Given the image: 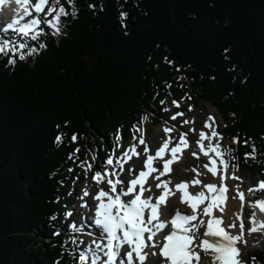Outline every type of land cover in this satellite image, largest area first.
I'll return each instance as SVG.
<instances>
[{
	"label": "trees",
	"instance_id": "trees-1",
	"mask_svg": "<svg viewBox=\"0 0 264 264\" xmlns=\"http://www.w3.org/2000/svg\"><path fill=\"white\" fill-rule=\"evenodd\" d=\"M73 10L60 38L34 40L46 45L35 56L0 54V264L77 262L57 225L86 160L130 140L146 114L167 117L173 97L215 106L240 136V167L264 177V0H73ZM248 264H264V250Z\"/></svg>",
	"mask_w": 264,
	"mask_h": 264
},
{
	"label": "snow or ice",
	"instance_id": "snow-or-ice-1",
	"mask_svg": "<svg viewBox=\"0 0 264 264\" xmlns=\"http://www.w3.org/2000/svg\"><path fill=\"white\" fill-rule=\"evenodd\" d=\"M72 3L73 0H68ZM7 3V0H0V6ZM15 3L23 8L24 16H32L44 13L48 9L47 15H52V19H42L39 15L32 18L30 21L23 23L17 28L19 20H12L0 29L3 33H8L10 30L24 37H31L32 40H38L43 30H36L41 23H46L53 29L54 35L61 33L60 21L62 16L76 15L75 10L69 13L65 7L53 6L50 0H15ZM59 4V0H55ZM90 7H95L90 5ZM54 14V15H53ZM127 13H121L123 20ZM42 49L46 45L41 44ZM26 48V44L20 43L18 46L11 39L0 37V54L8 55L9 51L17 52L19 49ZM37 51L36 48L29 49L27 54H32ZM18 58L25 59V54L20 53ZM9 64L16 63L15 58H10ZM175 104L176 102L173 101ZM178 106V105H177ZM183 115V113H177ZM173 120L176 116L172 117ZM209 119H214L210 117ZM189 123V121H184ZM211 127V125H206ZM59 127V126H57ZM166 133L173 131L171 128H165ZM218 135L215 131L211 133V137H206L204 132L200 133V139L197 141L201 150H204L203 140L205 138H214ZM66 134H58L54 143L60 145L64 142ZM187 133L181 134L179 141L172 147V140H165L154 154L149 153L147 146L144 148L146 159L144 167L135 174L130 180L120 178V173L124 171V163L131 160L133 156H139L136 151V146L132 145L129 155L128 152L120 160L108 158L105 161L106 166H119V172L111 167H106L103 172L96 171L92 177L97 184H107L108 188L98 187V191L93 199L96 201L94 208V224L100 230L99 239L93 240L88 245L87 252L79 253L80 264H97L102 261V264H246L241 259V246L247 247L248 241L245 239V226L243 220V207L245 201V193L236 189L234 198L241 201V211L236 213V219L239 220V225L233 220L225 224L223 215H214V209H218L221 214L225 212L226 201L228 196V186L222 183L218 187L216 184L207 183L203 187L208 190L211 195H206L205 191H200L193 194L188 191L190 185H200L202 181L194 179L192 181H182L173 187H170L171 181L161 180L162 176H166L172 171L171 165L179 161L183 155V150L188 148L186 139ZM76 135L71 137V141L75 142ZM119 140V137H117ZM234 143L239 142V138L233 140ZM247 144V140L244 141ZM139 144L145 145L143 137L139 139ZM220 146H209L208 151H215L221 156V162L226 170L228 167L227 161L223 160V153L219 151ZM80 151L79 148L74 150V153L69 154L71 159L75 153ZM229 152L231 149L228 150ZM255 147L253 146V153ZM168 154L169 158L164 159ZM196 156L197 153H192ZM251 156L252 153H246ZM126 158V159H125ZM161 161L163 170H159L153 166L154 161ZM123 161V162H122ZM216 163L215 160L212 161ZM206 168L214 175L216 169L205 165ZM92 165H87V169L91 170ZM131 171V170H130ZM195 171V169L193 170ZM153 173H158L152 176ZM199 173H197V176ZM156 181L155 188L160 189V194L155 199L145 193L152 191L148 185L149 177ZM232 179L239 180L240 177L233 174ZM119 186V189H118ZM264 191V181L258 182L254 188L248 189L249 193ZM179 192V203L187 206L189 211L182 212L178 207L169 206V198L176 196ZM84 196L90 195L87 190L83 193ZM207 201V203H206ZM203 205V207H201ZM87 204L85 203V205ZM254 211L249 217L251 227L247 229L249 235L252 233H264V218L257 219V212L264 216V200H256L251 204ZM66 216H72V212H66ZM200 217H208L201 219ZM55 219V217H52ZM73 232L83 231L82 227L73 223L70 225ZM239 227V232L234 233L231 230ZM203 230V231H202ZM59 235V233H54ZM72 243H77L73 237ZM80 243H83L80 241ZM257 243H260L257 241ZM95 246L94 248L92 246ZM100 253L106 257L102 260ZM201 253L205 259H202ZM155 257L153 261L151 258ZM253 260L255 258L253 257Z\"/></svg>",
	"mask_w": 264,
	"mask_h": 264
},
{
	"label": "rangeland",
	"instance_id": "rangeland-1",
	"mask_svg": "<svg viewBox=\"0 0 264 264\" xmlns=\"http://www.w3.org/2000/svg\"><path fill=\"white\" fill-rule=\"evenodd\" d=\"M52 2H55V0L51 1V3ZM46 16H47V18H45V19H52L53 18L52 15H51V17H48V15H46ZM43 27L49 29V26L46 23H43ZM43 27L41 28L42 30H44ZM60 27L62 30L61 22H60ZM51 33H53V29H51ZM59 35H57V36H59ZM26 47H27V44H26ZM31 48H35V47L32 46ZM31 48H29V49H31ZM18 52L24 53L25 56L28 55L27 54L28 51H24L22 49H19ZM190 98H191V96H190ZM190 98H188L187 100L179 101L175 97H173L172 101H167L166 110L169 112V114L167 117L160 119L161 121H159V122H157L156 119L155 120L150 119L151 115L146 114L145 121H144L145 124H143L141 127L138 128V132H136L134 137L132 139L124 142L123 145L121 144L118 149H116L114 151H107V153H108L107 159L112 158V159H114V161L120 160L124 156L125 152H128L129 155H132V153L130 152V148L132 147V145H135L136 151L139 152L140 155L139 156H133L131 161L128 160L126 163H124V171L120 173V174L124 175L123 180H126V179L129 180L130 177H132L134 174H138V172L144 167V160L146 159L147 154H154L156 152V149L159 146H162L164 141L169 139V137L172 140V144H170V147L174 146L179 141V135H181L185 132H189L191 135L192 134L195 135L194 137L192 136L194 140H193V143L191 144V146H193V147L190 148L189 151L184 152L181 159L175 163L173 174L171 176H168V177H164V178L161 177V180L171 181L172 183L170 185L177 184V182L180 183L184 180L192 181L194 179H197V177H198V179L201 177L200 175L197 176V173H200L201 170L206 171L204 169V165L209 160L207 157L208 155L204 154L205 150H201L200 146L197 143V141L200 139V133L204 132L206 134V137H209V136L211 137V133L213 131H215L216 128H218L219 132H218L217 138L216 137H215L216 139L215 138H205L203 140L204 141L203 142L204 147L208 148V145L210 143L209 141H211V139L217 141V143L220 146L219 149H221L223 151L224 155L227 157V160L229 159L230 162L232 161L231 166L229 168V172L227 173V175L229 176L228 177L229 181L232 182L233 186L235 185V187H238L239 190H241V189L246 190L249 197H250L253 193H249L248 188L250 189V188L256 187L257 183L260 180H263L262 178H264V177H262L258 174H254L249 170H244L243 168H241L238 165V161H236V156L234 155V151H235V147H237L238 151H240L239 142H238V144L234 143L233 142L234 138H232L233 136H229L227 134V132H224L226 134V136L223 134V131H225L224 127L226 125V122L223 119L222 115L220 114L219 110L216 107H214L212 104H210L209 102H206V101H203L200 104L190 103V101H194V97L191 100H190ZM173 101H175L176 103L174 104ZM212 107L215 108V110H213ZM177 113H183V115H177ZM173 116H176L175 120L172 119ZM210 117H212L214 119H209ZM184 121H189V123H184ZM206 125H211V127H207ZM182 126L183 127L185 126L186 128L184 127V129H183ZM165 128H171V129H173V131H171L170 133H166L164 131ZM141 137H143V139L145 140V144H148L147 148L149 149V153H147V154L144 153L145 145L139 144V139ZM229 149H231L230 152L228 151ZM102 150H103V148H102ZM97 151H98V153H97ZM99 151H100V146H98V148L91 155V159L86 160L85 181L78 186L74 185L75 189H77L78 192H82L81 193L82 194L81 200H78L75 204L72 205V209H75V214L79 213V211H81V213H82V211L84 209L83 205H85V198L86 197L88 200L92 199L91 195H88V196L83 195L85 190H87L90 194L93 187L97 188L99 186H106L107 185L106 183L97 185L93 181L92 177H93L94 173H92V169L94 167V162L96 163V166H99V169L103 168V171L105 170L106 167H111L113 170H116L117 172L120 171L118 165L114 164L113 166H106L105 162L102 161L103 155L100 154ZM194 152L197 153L196 156L192 155V153H194ZM248 157L254 158L255 155L252 153V155L248 156ZM156 163L158 165L159 160H157ZM89 164L92 165L91 170L87 169V165H89ZM99 169H97V171ZM194 169H195V171H193ZM233 174L240 177L241 179H239V180L232 179L231 177L233 176ZM183 175H185V177H183ZM184 178H186V179H184ZM155 184H156V181L152 180L151 186H153L155 188ZM241 186H242V188H241ZM157 193H159V192H157ZM256 194H258V193H256ZM252 197L253 196H251V199H252ZM87 221H89V220L82 219L81 222H85L87 224ZM245 222H247V219H245ZM72 224L73 223H71L70 225H72ZM70 225H68V228H71ZM77 225L79 227H82V226H80V223H77ZM245 225H246L245 239L248 241V246L247 247L241 246L242 247L241 248V259H242V261L246 262L248 256H250L253 251H255L257 249L264 250V244L261 245V244L257 243V241L260 242L262 236H264V233L257 232V233H252L251 235H249L247 232V229L250 228L251 226H249V224H246V223H245ZM80 241H82L83 243H80ZM90 243H91V241H87L84 238L79 239V242H78V244L80 246H82V248H81L82 252H86L83 249H87L88 245ZM203 259H205L204 256H203ZM246 264H247V262H246Z\"/></svg>",
	"mask_w": 264,
	"mask_h": 264
},
{
	"label": "bare ground",
	"instance_id": "bare-ground-1",
	"mask_svg": "<svg viewBox=\"0 0 264 264\" xmlns=\"http://www.w3.org/2000/svg\"><path fill=\"white\" fill-rule=\"evenodd\" d=\"M4 11V10H3ZM11 11V8L10 7H8V9H6L5 11H4V13L6 14V15H8V13ZM6 23H8V22H6ZM5 23V24H6ZM212 109L213 110H215V108H213L212 107ZM217 113V112H216ZM215 113V114H216ZM212 115V114H211ZM216 119V118H215ZM183 127V126H182ZM185 127V126H184ZM184 127H183V129H184ZM193 127V126H192ZM186 128V127H185ZM196 128V127H195ZM200 128V127H199ZM203 128V127H202ZM198 129V128H197ZM207 130V129H206ZM203 131V130H202ZM209 131V130H208ZM207 131V132H208ZM194 133V132H193ZM200 133V132H199ZM218 133V132H217ZM198 134V133H197ZM208 135V134H207ZM192 136L194 137L195 135L194 134H192ZM210 137V136H209ZM216 139V138H215ZM194 140V139H193ZM196 140V139H195ZM212 140V139H211ZM204 142V141H203ZM206 142V141H205ZM210 142V141H209ZM207 143V142H206ZM197 145V144H196ZM204 145V144H203ZM198 146V145H197ZM205 148V147H204ZM208 150V149H207ZM209 153H208V157H212V154L215 152V151H208ZM168 156V154L166 155V157ZM209 159V158H208ZM183 161V160H182ZM185 162V161H184ZM157 164V163H156ZM173 172V171H172ZM200 172V171H199ZM199 175L201 176H199L200 177V179L199 180H201L202 181V184H200V185H190L189 186V188H188V191L189 192H191V193H193V194H196V193H198V192H200V191H202L203 190V185L206 183L205 181H208V180H212V181H214L215 183H216V185L218 186L219 185V183H222V176H218L217 178H213V177H211L210 176V174L209 173H207L206 171H204V170H201V172L199 173ZM152 176H155V173H154V175H152ZM183 177H185V175H183ZM184 179H186V178H184ZM197 179H198V177H197ZM181 180V179H180ZM228 180V178L226 177H223V182L224 181H227ZM177 181V180H176ZM184 181H186V180H184ZM234 181V180H233ZM172 183V182H171ZM178 183V182H177ZM174 185H176V184H172V185H170V187H173ZM240 186V185H239ZM244 187V186H243ZM151 188L153 189L154 187L153 186H151ZM241 188H242V186H241ZM240 188V189H241ZM236 189H237V187H235V185L231 188V195H230V198H229V206L227 207V210H226V214H228L230 217V222L231 221H233L234 220V214H233V211H234V213H235V211H237V212H240V210H241V205H240V202L238 201V199H236V198H234L235 196H236ZM249 189V188H248ZM153 191L154 190H152L150 193H147V196L148 195H151L153 198H155V197H157V196H154L153 195ZM160 192V191H159ZM180 193L179 192H177V194H176V196H174V197H170L169 198V206L170 207H178V208H180V209H183L186 205H184V204H181V203H179V200H180ZM86 225V223L85 222H81L80 223V226H85ZM48 230H50V229H48ZM237 233H238V231H237ZM48 234H50V233H48ZM259 244H264V236H262V238H261V240H260V243ZM242 248V247H241ZM153 261H155L156 260V258L155 257H152L151 258ZM80 263V261L78 260V262L76 263V264H79Z\"/></svg>",
	"mask_w": 264,
	"mask_h": 264
}]
</instances>
